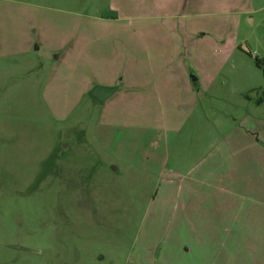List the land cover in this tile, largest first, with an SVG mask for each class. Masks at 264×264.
Instances as JSON below:
<instances>
[{
    "label": "rangeland",
    "instance_id": "rangeland-1",
    "mask_svg": "<svg viewBox=\"0 0 264 264\" xmlns=\"http://www.w3.org/2000/svg\"><path fill=\"white\" fill-rule=\"evenodd\" d=\"M263 39L264 0H0V264H264Z\"/></svg>",
    "mask_w": 264,
    "mask_h": 264
},
{
    "label": "crops",
    "instance_id": "crops-1",
    "mask_svg": "<svg viewBox=\"0 0 264 264\" xmlns=\"http://www.w3.org/2000/svg\"><path fill=\"white\" fill-rule=\"evenodd\" d=\"M263 41H264V39H263ZM255 46H257V47H260V45L258 44V43H256L255 42ZM59 56V55H58ZM58 58V57H57ZM192 79L191 80H194L195 78L192 76L191 77ZM124 80V78L123 77H120V76H118V74H117V76L116 75H114L113 77H111V78H109V84H107V85H102V84H95V85H102V86H110V87H116V90L113 92V94L111 95V96H109L103 103H105L107 100H109V99H111L114 95H116V92L117 91H119L120 89H122L123 87V81ZM123 81V82H122ZM183 84H184V86L186 87V88H188L189 89V84H187V82L186 81H184L183 82ZM95 85H93V86H95ZM92 86V87H93ZM92 87H90L89 89H88V91L92 88ZM124 88H125V85H124ZM88 91H87V95H88ZM93 100V99H92ZM96 102V101H95ZM102 103V104H103ZM10 148H11V146H8L5 150H8V152H10ZM191 192H196V193H204V190H202V191H200V190H198V191H194L193 189H191ZM203 199H205V197H203Z\"/></svg>",
    "mask_w": 264,
    "mask_h": 264
},
{
    "label": "water",
    "instance_id": "water-1",
    "mask_svg": "<svg viewBox=\"0 0 264 264\" xmlns=\"http://www.w3.org/2000/svg\"><path fill=\"white\" fill-rule=\"evenodd\" d=\"M115 90L116 87L95 85L88 91V96L94 101L102 104Z\"/></svg>",
    "mask_w": 264,
    "mask_h": 264
},
{
    "label": "trees",
    "instance_id": "trees-1",
    "mask_svg": "<svg viewBox=\"0 0 264 264\" xmlns=\"http://www.w3.org/2000/svg\"><path fill=\"white\" fill-rule=\"evenodd\" d=\"M255 64L259 69H262V72L264 74V61L259 57H255Z\"/></svg>",
    "mask_w": 264,
    "mask_h": 264
},
{
    "label": "built area",
    "instance_id": "built-area-1",
    "mask_svg": "<svg viewBox=\"0 0 264 264\" xmlns=\"http://www.w3.org/2000/svg\"><path fill=\"white\" fill-rule=\"evenodd\" d=\"M260 58V57H259ZM264 61V58H261Z\"/></svg>",
    "mask_w": 264,
    "mask_h": 264
}]
</instances>
